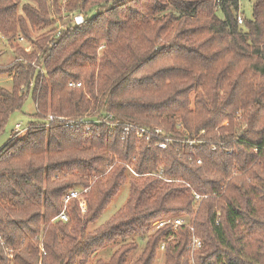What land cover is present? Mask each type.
Wrapping results in <instances>:
<instances>
[{"label": "trees", "instance_id": "obj_1", "mask_svg": "<svg viewBox=\"0 0 264 264\" xmlns=\"http://www.w3.org/2000/svg\"><path fill=\"white\" fill-rule=\"evenodd\" d=\"M22 1L0 0V37L54 23L48 2L86 20L0 69V134L36 105L0 149V264H91L116 246L93 263L130 264L137 238L131 264L162 245L165 264H264V0L243 24L240 0H27L24 14ZM125 183L126 203L90 229ZM84 189L82 213L66 199ZM177 214L188 225L153 230Z\"/></svg>", "mask_w": 264, "mask_h": 264}, {"label": "rangeland", "instance_id": "obj_2", "mask_svg": "<svg viewBox=\"0 0 264 264\" xmlns=\"http://www.w3.org/2000/svg\"><path fill=\"white\" fill-rule=\"evenodd\" d=\"M27 0H23L19 6V10L21 13L24 14L23 10L21 9L25 3H27ZM31 4L36 8L40 9V5L35 2H31ZM50 9L49 12V18L54 21L51 25H41L38 27L33 26L29 20L27 19V25H24L26 28V32L29 34L31 37L30 40H25L24 43H19L17 39L10 40L7 36L1 35V40H0V69H6L8 68L14 58H15V53L18 51L19 48H23L25 46L31 47V51L35 50L38 52V49L40 47L39 42L43 41L47 37H49L53 31L58 27L60 24H65L66 22H69V16L71 13L67 14L64 11L66 10V6L63 4H59L58 6H54V10L57 12H53V8L51 7V2L47 3ZM46 4V5H47ZM253 0H240V14L244 17V19H252L253 17ZM65 14H64V13ZM221 15V13H220ZM67 16V17H65ZM222 16V15H221ZM21 28V27H19ZM20 30V29H19ZM18 37V36H17ZM25 51V50H24ZM102 50L101 48L98 50L100 53ZM0 85L11 88L12 86V81L11 77L7 72H1L0 73ZM70 86V85H69ZM193 106V105H192ZM36 112V105L33 101L32 96L30 95L27 100L25 101L23 107L21 110H17L13 112L8 120L7 125L5 126V130L0 134V149L8 142L10 138L13 137H24L27 135V131L24 129V131L19 134L18 136H12L11 134H15L16 131L14 129L16 124H21L22 127L27 128L28 124L30 123L32 118V114ZM51 109H49L48 114L51 115ZM227 124V123H226ZM156 129H161L156 128ZM160 133L165 134V132H162V129L160 130ZM188 133V132H187ZM138 139H143V138H138ZM169 139V138H167ZM166 140V139H165ZM141 144V143H140ZM163 148V147H162ZM130 195V185L129 183H125L121 189L119 190L118 194L113 198L111 204L106 208V210L103 212V214L100 216L98 220H96L93 224H90L89 228L92 229L94 227H99L102 226L106 221H108L128 200ZM87 210V208H86ZM86 210H82V213H85ZM174 218H181L184 220L186 223H189V219L186 215L183 214H177L173 215L172 217H164L163 219H174ZM154 228V227H153ZM153 230H156L155 228ZM139 241V247L137 250L133 251L129 256H128V261L131 264L137 257H139L144 250L145 247V240L141 238H137ZM120 242V241H119ZM117 247V246H116ZM109 249L104 252H99L94 254L92 257V262L91 264H94L93 261L95 262L98 258H103L105 260H108L113 252V250L116 249ZM158 258L155 264H165L166 257H165V252L164 248L162 246L160 247V250L158 252Z\"/></svg>", "mask_w": 264, "mask_h": 264}, {"label": "built area", "instance_id": "obj_3", "mask_svg": "<svg viewBox=\"0 0 264 264\" xmlns=\"http://www.w3.org/2000/svg\"><path fill=\"white\" fill-rule=\"evenodd\" d=\"M69 21L72 23V24H76V25H80V24H83L86 20V16L83 14V13H71L70 16H69ZM245 21L244 17L239 13L238 15V23L239 24H243ZM67 28V24H60L58 25V27L55 29L54 31V35L56 36V38L60 37L61 35V32L63 29H66ZM25 37L23 36H19L17 38V41L19 43H24L25 42ZM25 50L27 52H30L31 51V47H28V46H25L24 47ZM70 86L72 87H81L82 86V83L81 82H73L71 81L69 83ZM55 119H60V120H63L64 117L62 116H54V115H49L48 116V122H51ZM15 131L16 133L15 134H12V136H18L19 134H21L24 129L27 131V128H24L22 127L21 124H16L15 125ZM161 129H156V132L160 133ZM141 131L138 132V136L141 135L140 133ZM170 139H167L165 141H162L160 143H158V145L160 147H163V148H166L167 145H168V142H169ZM193 142L190 141V144H192ZM200 162V160H199ZM87 192V189H84V190H75V191H72L69 195V197L66 199V203L70 200V199H77L80 203V207L82 210H86L87 208V202H86V199L84 198L83 194ZM201 196L200 195H197V198L199 199ZM56 219H59V220H63V221H68V215H67V212H66V209H64L60 215H58V217H56ZM169 223H173L176 227L178 226H182V225H188L184 220H182L181 218H174V219H159V220H156L154 223H153V226L155 229H160L162 227H164L165 225L169 224ZM0 239H1V236H0ZM202 247V241L196 237L195 235L193 236V239H192V243H191V250H192V253L201 248ZM162 248H165L164 245H162ZM192 264H195V262L193 261Z\"/></svg>", "mask_w": 264, "mask_h": 264}, {"label": "crops", "instance_id": "obj_4", "mask_svg": "<svg viewBox=\"0 0 264 264\" xmlns=\"http://www.w3.org/2000/svg\"><path fill=\"white\" fill-rule=\"evenodd\" d=\"M15 128V127H14ZM11 137H12V134H11Z\"/></svg>", "mask_w": 264, "mask_h": 264}]
</instances>
